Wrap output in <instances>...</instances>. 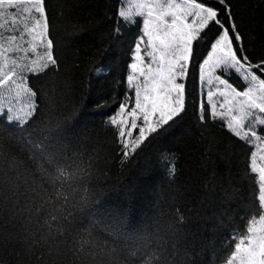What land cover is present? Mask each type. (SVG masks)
I'll return each mask as SVG.
<instances>
[{
	"label": "trees",
	"instance_id": "trees-1",
	"mask_svg": "<svg viewBox=\"0 0 264 264\" xmlns=\"http://www.w3.org/2000/svg\"><path fill=\"white\" fill-rule=\"evenodd\" d=\"M231 3L242 21L241 27L257 34L258 54H264V0H231ZM117 6V0H48L53 35L59 34V39L66 29L75 30L84 39L61 54L64 63L59 75L49 73L31 83L48 96L53 112L59 110L66 117L75 118L63 143L70 153L65 159L71 165L72 158H79L76 160L79 167L72 165L61 181L42 176L38 164L31 163L34 157L30 153L25 155L23 150L16 156L25 161L26 171L13 169L10 158L0 156V185L21 193L14 201L18 206L16 215H10L11 204L0 211V231L7 229L4 234L15 238L37 236L39 233L33 226L43 225L45 220H50V213L58 214L65 208L71 209L75 219L63 226L64 235L55 245L59 255L55 250L49 252L45 245L33 257L13 240L0 248V264H53L54 261L56 264H142L153 254L160 259V254L167 253L171 245L170 226L177 208L185 217L183 237L189 241L185 247L195 250V255L192 252L188 255L199 258L201 264H226L231 234L244 231L247 218L256 211L258 192L252 185L258 182V176L254 181L245 167L254 146L251 145V151L248 146L242 149L218 127L200 124L193 107V102L202 98L195 71L187 85L188 112L152 146L121 163L113 130L105 126V121L123 99V81L129 74V48L138 33L129 26L123 29L122 39L113 37L109 19ZM213 35L214 32H209L208 38ZM207 50L205 42L200 52ZM101 63L109 71L101 78L91 75L93 68ZM233 81L239 83L235 78ZM3 103L0 93V104ZM57 118L53 116L43 124L37 123L33 129L34 143H44L46 126ZM212 138L222 145L221 159L231 161L218 174L207 169L206 140ZM162 151L170 153L174 176L155 162L154 157ZM213 176L214 186L209 191ZM53 182L63 187L57 191ZM29 185L39 195L25 197ZM63 196H68L70 202L66 203ZM115 215H119V223L112 219ZM81 224L84 226L80 227ZM113 237L124 243H113ZM182 254L183 249L176 257ZM173 259L169 257L170 261Z\"/></svg>",
	"mask_w": 264,
	"mask_h": 264
},
{
	"label": "snow or ice",
	"instance_id": "snow-or-ice-1",
	"mask_svg": "<svg viewBox=\"0 0 264 264\" xmlns=\"http://www.w3.org/2000/svg\"><path fill=\"white\" fill-rule=\"evenodd\" d=\"M124 3L125 0H117L118 6L109 19L111 33L120 40L123 29L132 26L138 34L129 48L130 74L123 81V99L105 121V126L113 130L122 164L152 146L188 112L187 85L193 71L202 85L211 86L202 89V98L193 102L194 115L202 126L218 127L242 149L248 146L250 151L253 141H264V54L257 52V34L241 27L242 21L234 12L231 0H144L138 5L141 10L137 11L135 19L130 11L120 6ZM209 32H214L211 39ZM0 33H7L3 38L8 45L0 44V59L3 60L0 88L19 89L17 98L23 94V106L19 109L11 103L0 104V156L10 158L13 169L26 171L25 161L16 156L23 150L25 155L30 153L34 157L31 163L38 164L42 176L62 181L72 165L79 167L76 164L79 158H72L71 165L65 159L70 153L63 143L75 118L66 117L59 110L53 112L48 96L31 81L49 73L59 75L64 63L61 54L84 36L67 29L59 39V34L53 35L48 0H0ZM25 37L30 38L25 41L27 46L17 43ZM205 42L208 50L201 54L200 48ZM20 53L23 55H18ZM36 56L38 59L34 58ZM108 71L109 68L101 63L93 68L91 75L101 78ZM233 78L239 83H234ZM218 108L221 111H217ZM53 116L58 118L46 126L47 139L43 144L34 143L33 129L37 123L43 124L46 118L51 120ZM201 138L205 139L203 135ZM206 143L209 145L207 169L218 174L231 161L221 159L222 145L215 138ZM154 159L167 174L175 175L169 152L162 151ZM245 167L254 181L258 176V182L252 185L258 192V203L254 214L247 218L246 229L231 234L226 264H264V166L257 163L256 153L251 151ZM214 182L215 176L208 185L209 191ZM53 187L59 191L63 185L53 182ZM80 187L83 189V183ZM0 193V211L11 204L10 215H16L18 206L14 201L21 193L8 185H0ZM126 194L131 195V192ZM23 195L37 196L39 193L29 185ZM62 198L70 202L68 196ZM36 211L41 212V209ZM49 215L50 220H45L43 225L33 226L39 235L31 238L30 234L15 238L4 234L7 229L0 231V248L14 240L24 253L33 257L45 245L49 252L55 250L59 255L56 242L64 235L63 226L75 217L67 208ZM172 218L171 245L167 253H161L160 259L153 254L142 264H201L199 258L192 259L188 255V252L195 255V250L185 247L189 241L183 237L185 217L180 208ZM112 219L119 223V215ZM116 232L119 233L118 228ZM109 235L112 236L111 231ZM113 243L119 245L124 241L113 237ZM181 249L182 256L176 257ZM169 257L175 259L170 261Z\"/></svg>",
	"mask_w": 264,
	"mask_h": 264
},
{
	"label": "rangeland",
	"instance_id": "rangeland-1",
	"mask_svg": "<svg viewBox=\"0 0 264 264\" xmlns=\"http://www.w3.org/2000/svg\"><path fill=\"white\" fill-rule=\"evenodd\" d=\"M144 0H125V3L123 5H121L125 10H128L131 12L133 19L136 18V13L137 11H140L141 9L138 8V5L143 3ZM144 11H146V9H144ZM5 33H0V44H3L5 47H7V42L6 40L3 38ZM7 34V33H6ZM26 40H30L29 37H25V40H20L17 43L21 44V45H25V41ZM15 46V45H13ZM18 55H23L22 53L18 54ZM34 58H38V56L34 57ZM3 64V60L0 59V65ZM35 66V65H34ZM129 74H130V70H129ZM209 87L211 86H207V85H202L201 84V88L203 90H207ZM214 90V89H213ZM16 91H20L19 89L15 90V91H10L8 89H3L0 88V93H1V97L4 101L3 104H8L11 103L13 104L16 108H21L23 106L21 100L23 97V94L21 95V98H17L16 97ZM219 99V98H217ZM217 111H221V109H217ZM230 118V117H229ZM253 146L254 149L253 151L256 153V160L257 163L264 166V160L261 159V157H264V141H253Z\"/></svg>",
	"mask_w": 264,
	"mask_h": 264
}]
</instances>
